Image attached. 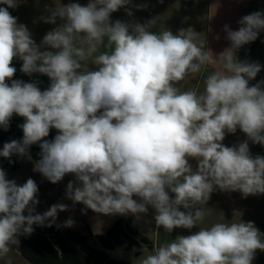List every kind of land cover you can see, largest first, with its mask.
I'll list each match as a JSON object with an SVG mask.
<instances>
[{"label": "clouds", "instance_id": "9594fccd", "mask_svg": "<svg viewBox=\"0 0 264 264\" xmlns=\"http://www.w3.org/2000/svg\"><path fill=\"white\" fill-rule=\"evenodd\" d=\"M0 3L17 6L16 0ZM128 3L91 0L86 6H58L46 22L55 23L57 17L66 22L48 32L41 46L0 7V126L6 130L14 113L25 118L22 140L5 143L0 156L25 154L55 128L54 141L40 144L42 158L34 171L51 183L75 174L82 186L69 182L68 198L105 215L146 213L151 205L157 227L191 229L209 215L201 205L217 187L244 197L264 194V157L253 158L247 141L234 147L221 143L226 132L239 127L253 143L264 144V81L249 86L261 65L236 57L264 29V13L242 17L235 31L225 25L231 46L210 57L190 29L177 35L154 33L155 21H150L132 26L130 33L129 25L110 23V14ZM42 46L58 51H40ZM101 46L107 50L100 51ZM15 57L23 61L22 72L47 75L50 88L42 92L35 83L18 80L9 86ZM209 62L221 70L206 77L203 91L176 86ZM89 64L96 70H89ZM189 158L197 160L196 171ZM37 192L33 179L18 186L0 169V258L19 243V235H30L34 224L43 226L49 218L54 223L58 211L67 210L55 204L33 215ZM73 223L68 219L65 226ZM257 249L264 250L261 233L252 222L239 220L200 227L152 252L145 250L136 262L252 264Z\"/></svg>", "mask_w": 264, "mask_h": 264}, {"label": "crops", "instance_id": "0c3cea01", "mask_svg": "<svg viewBox=\"0 0 264 264\" xmlns=\"http://www.w3.org/2000/svg\"><path fill=\"white\" fill-rule=\"evenodd\" d=\"M147 7V12L144 14L145 25L150 21H155V24L150 27V31L159 33L164 30L163 22L165 20H177L175 10L182 2L181 0H139ZM230 4L249 5L251 3L260 4L264 0H222ZM221 1V2H222ZM188 4H195L196 0H187ZM63 0H16L19 7V13L16 17L17 25H24L31 34V38L37 44L42 45L44 36L53 29L60 27L66 21L60 17L56 18L55 23H48L46 19L51 15L58 6H62ZM192 21L196 20V16H191ZM246 52L261 53L264 50V31H259L258 37L255 41L246 44L244 47ZM40 51H52L55 53L57 49H52L48 46L40 47ZM101 51V50H100ZM98 54V53H97ZM90 63V62H89ZM23 61L19 57L13 58L12 67L16 68V72L10 80L6 83L11 86L13 80L22 81L24 83H35L36 86L43 92L48 90L51 86V79L38 72L26 74L21 71ZM89 70H96V66L89 64ZM264 72H259L253 81L261 78ZM250 80V81H252ZM104 109L98 110L96 115H100ZM25 122V118L18 114H13L9 120V126L5 130L0 126V151H2L5 143L12 140L21 141L23 138V130L20 127ZM115 122V121H114ZM59 130L50 128L49 135L42 138L41 141L36 142L28 147L26 153L23 155L12 154L9 158L0 156V169L6 173V179L15 181L18 186L23 185L29 178L33 179L38 186L36 199L38 203L34 205L33 215L43 214L52 205L64 204L67 205V210L58 211L55 222H51V218L45 221L43 226L34 224L32 227L34 231L29 235H19L17 237L19 243L10 246V252L7 256L0 258V264H34V261H41L46 264H74L73 260H78L79 264H92L93 261L83 253L73 242L66 236L65 232L68 230L76 231V225L80 227L89 228L94 235H101L106 233L115 223L121 221L125 223L129 221V225L152 242L156 238V231L153 232L148 229L144 220L148 219L149 212L140 214L127 215H105L96 213L87 208L80 202H74L67 196V185L69 182L73 183L74 188L82 186L81 182L77 180L75 174L68 173L57 183H51L42 173L34 171L35 164L42 158V149L40 144L45 140L48 142L54 141ZM137 202H141V198L133 196ZM23 215L27 216L28 212L25 210ZM71 219L74 221L71 227L65 226V221ZM143 219V222H142ZM51 223V226L48 224ZM78 232V231H77ZM150 232L151 235H148ZM42 243L47 246L42 245ZM125 260V259H119ZM131 263L129 260H125Z\"/></svg>", "mask_w": 264, "mask_h": 264}, {"label": "rangeland", "instance_id": "374dc122", "mask_svg": "<svg viewBox=\"0 0 264 264\" xmlns=\"http://www.w3.org/2000/svg\"><path fill=\"white\" fill-rule=\"evenodd\" d=\"M180 5L177 6L175 14L177 20L172 21L170 19L165 20L164 30L171 31L174 35L184 30H192L196 35V43L200 46H204L205 51H208L210 57L218 56L225 49L231 46V42L227 39V32L225 31V25L230 30H238L241 26L238 22L242 17L255 13H264V2L260 4L251 3L247 6L230 4L223 2L222 0H196L195 4H188L187 0H181ZM222 1V2H221ZM91 0H63L62 6H67L71 3H78L81 6H86ZM147 12V7L139 0H129V3L122 6L117 11L110 14V23L121 21L129 25V31L132 32V26L136 24L145 25L144 14ZM131 13V14H129ZM195 15L196 20L192 21L191 16ZM260 31H264L261 29ZM243 45L236 52V57L241 62L258 63L261 65V71L264 72V50L261 53L258 52H246ZM101 51H105L103 46ZM214 59V58H213ZM221 70L218 64L209 62L202 68L199 73L189 74L184 80L180 81L176 86L181 90H197L203 91L204 80L208 75L214 71ZM260 71V72H261ZM260 79L257 81H249V86H255L258 83L264 81V75L261 74ZM261 88L264 89V84H261ZM264 134V133H262ZM247 141L249 146L250 155L255 158L256 156L264 157V144L253 143L248 139L247 135L242 130L237 128L235 133L225 134L224 140L221 142L224 146L234 147L240 143ZM189 164L192 166V170L196 171L198 162L195 158H189ZM170 198H175V194L170 190H167ZM148 212L150 213L148 219L144 220L150 231H156V238L152 242L154 248L159 245L171 241H175L180 236L192 235L200 230V227H211L215 223H233L238 222H252L254 226L259 230L264 238V194L248 195L244 197L239 191H222L218 187L210 195V199L205 205H201L205 211L209 212V215L199 224L195 225L191 229L186 228H174L171 232H166L164 228L157 227L155 222L156 210L148 205ZM196 207H199L198 205ZM196 207L191 209L195 211ZM179 210L187 212L189 209H184L180 206ZM143 222V219H142ZM76 225L75 230L88 235V231L80 227V224ZM43 247L47 246L42 243ZM145 250L152 252L147 246ZM144 250V251H145ZM144 254V252H143ZM136 256L135 254L126 251L125 247H118L116 250L108 252L109 258L125 259L131 261L132 264H137V260L143 255ZM74 264H79V261L73 260ZM34 264H46L41 261H34ZM96 264V263H92ZM252 264H264V250L257 249Z\"/></svg>", "mask_w": 264, "mask_h": 264}, {"label": "trees", "instance_id": "16d2710c", "mask_svg": "<svg viewBox=\"0 0 264 264\" xmlns=\"http://www.w3.org/2000/svg\"><path fill=\"white\" fill-rule=\"evenodd\" d=\"M0 7L7 8L10 15L17 17L19 7H8L0 3ZM88 235L77 231L68 230L65 236L73 242L83 253H85L96 264H132L125 260L109 258L108 252L116 250L118 247H125L126 251L140 256L147 246L151 251L154 250V243L147 237L134 230L127 220L115 223L106 233L94 235L87 227ZM92 241L97 245H93Z\"/></svg>", "mask_w": 264, "mask_h": 264}, {"label": "water", "instance_id": "95a60500", "mask_svg": "<svg viewBox=\"0 0 264 264\" xmlns=\"http://www.w3.org/2000/svg\"><path fill=\"white\" fill-rule=\"evenodd\" d=\"M92 244H93V245H97V243H96V242H94V241H92Z\"/></svg>", "mask_w": 264, "mask_h": 264}]
</instances>
